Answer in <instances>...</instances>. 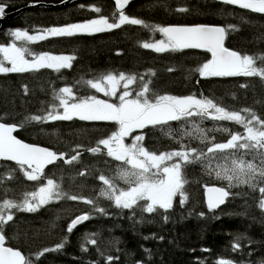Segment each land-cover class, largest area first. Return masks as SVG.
<instances>
[{
	"label": "snow or ice",
	"instance_id": "6c2138e0",
	"mask_svg": "<svg viewBox=\"0 0 264 264\" xmlns=\"http://www.w3.org/2000/svg\"><path fill=\"white\" fill-rule=\"evenodd\" d=\"M217 2L264 15V0ZM114 4L115 11L110 16L102 14L101 7L89 5L90 10L98 14L94 18L33 29L31 33L27 28L8 30L6 35L10 39L7 43H0V74L33 73L41 69L59 72L61 69H70L75 56L53 54L50 51L36 52L28 45L47 41L49 38L91 36L111 32L123 25H138L150 32H158L162 37L141 43L143 49H150L155 53L202 50L210 54L192 69L200 78L255 77L264 82V52L247 54L225 47L226 36L230 31L238 30L236 25L149 23L126 14L125 5L129 4V0H114ZM8 7V0H0V18H3ZM80 7L83 8L84 5ZM175 11L183 13L189 9L178 7ZM240 20L242 23L247 22L243 17ZM173 70L172 67L167 69L168 72ZM155 75L153 69L143 73L108 70L89 79L81 77L72 84L66 83L59 88L50 86L51 99L47 107L40 110L41 114L25 115L19 122L14 118L9 120L0 116V161L14 162V166L0 174V185H5V198L0 199V264H40V258L45 253L60 251L68 241L65 235L52 247L26 253L16 245V236L10 237L7 231L15 212L34 213L45 205L65 200L82 202L90 210L76 214L67 221L64 231L68 234L93 215H108L107 207L129 210L133 215L139 209L142 213L162 215L166 222V213L173 209L175 198L178 197L179 206L184 207L188 199L185 187L188 184L187 169L196 165L222 185H204L209 213L215 214L218 209L223 211L220 206L229 197L242 194L247 196V192L232 191L246 187L252 193L258 192L256 207L264 215V114H258L251 107L235 109L222 106L216 98L203 93L162 94L153 83ZM132 85L135 87H130ZM247 86L239 85L240 88ZM21 87L27 95V85ZM82 87L94 92L81 95L79 92ZM97 94H101L103 98ZM74 120L107 122L110 125V131L97 139L95 146L85 149L93 156L103 158L102 162L108 168L107 174L99 168L89 171L88 166L75 174L86 179L87 175L94 173V179L100 182L95 196L67 191L62 186V176L57 177L55 172L45 171L49 165L54 168L60 165H79L81 152L78 149L83 145L77 144L70 152H65L26 143L13 134L26 124L42 125ZM205 120L214 122V126L202 127ZM171 122H176L178 127L173 129ZM216 122H231L242 131L217 125ZM158 126L165 130L166 136L174 140L177 148L157 151L145 146L146 136ZM216 132L226 134V138L217 142L214 135ZM192 141L198 142L196 146H193ZM17 172L24 180L35 182V187L21 192L19 198H7V193L12 189L6 186V182L15 180ZM102 201H106L107 205H102ZM197 215L203 217L205 213L201 211ZM96 236V233L86 234L85 243L80 245L81 251H88L85 244L97 245ZM242 241L248 245L254 244L250 237L235 235L231 243L233 252H242ZM96 251L105 264H113L119 259L101 252L98 247ZM144 251L149 252L147 249ZM203 251L207 252L209 249ZM246 255L251 257L253 252L248 251ZM135 264L143 262L136 261ZM216 264H253V261L219 258ZM255 264H264V256L257 259Z\"/></svg>",
	"mask_w": 264,
	"mask_h": 264
},
{
	"label": "trees",
	"instance_id": "16d2710c",
	"mask_svg": "<svg viewBox=\"0 0 264 264\" xmlns=\"http://www.w3.org/2000/svg\"><path fill=\"white\" fill-rule=\"evenodd\" d=\"M8 3L7 12L22 11L0 31V43H7L10 39L6 35L7 31L17 27L27 28L31 33L33 29L94 18L98 14L92 12L89 5L101 7L104 15L110 16L115 11L112 0H74L67 4H63L61 0H8ZM80 5L84 7L81 8ZM178 7H187L189 11L177 12L175 9ZM125 12L146 22L161 25L234 24L238 30L230 31L226 36L227 47L247 54L264 52V15L236 9L234 6H224L217 0H134ZM241 17L247 22L242 23ZM161 38L158 32H150L141 26L123 25L111 32L49 38L47 41L30 44L28 47L36 52L50 51L53 54L75 56L73 66L59 72L41 69L33 73L0 74V116L9 120L14 118L19 122L25 115L41 114L40 110L46 108L51 99V87L72 84L81 77L89 79L108 70L143 73L148 69L155 71L153 83L162 94L203 93L216 98L222 106L235 109L251 107L258 114H264V82L259 78H200L192 69L208 58L209 54L201 50L155 53L140 46L143 42ZM169 67L174 70L168 72ZM240 84L248 86L240 88ZM22 85H27V95L24 94ZM130 87L134 88L135 85ZM91 91L82 87L79 94ZM216 124L242 131L231 122ZM213 126L214 122L210 120H205L202 124L204 128ZM171 127L175 129L178 125L171 122ZM109 131L110 125L107 122L74 120L42 125L26 124L17 134L29 143L47 146L53 150L70 152L77 144L83 145L78 149L81 152L79 165H60L55 168L50 165L45 171L55 172L57 177L62 176V186L67 191L95 196L100 182L94 179V173L87 175L86 179L75 174L85 166H88L89 171L99 168L107 174L108 168L103 164V158L93 156L85 149L95 146V141ZM214 135L217 142L226 138V134L221 132ZM192 143L196 146L198 142ZM145 146L157 151L178 147L159 126L146 136ZM11 166L14 163L3 162L0 174ZM15 175V180L6 182V186L12 189L7 193V198H19L21 192L33 190L35 187V182L24 180L19 172ZM186 175L188 199L184 207L179 206L178 197L174 199L173 209L166 213V222L162 215L142 213L139 209L133 215L129 210L107 207L108 215H93L68 234L64 231L67 221L90 209L82 202L65 200L45 205L34 213L15 212L13 221L9 222L11 227L7 231L10 237L16 236V245L22 247L26 253L52 247L67 235L68 241L64 247L60 251L45 253L40 258V264H105L97 254V247L101 252L119 258L113 264H135L136 261H142L143 264H216L219 258L236 261L251 259L255 264L257 259L264 256V215L256 207L255 198L259 196L258 192L252 193L246 187L232 189L233 192H247L248 195L229 197L220 207L223 211L218 209L213 214L206 207L204 185H221V182L206 175L199 165L189 167ZM4 186L0 185V199L5 198ZM102 205L106 206L107 202L102 201ZM201 211L205 213L203 217L197 215ZM89 233L97 234L98 243L95 246L85 244L88 251L83 252L80 245L85 243L84 237ZM238 234L250 237L254 244L248 245L242 241V252H233L231 243ZM145 249L149 252H145ZM248 251L253 252L251 257L246 255Z\"/></svg>",
	"mask_w": 264,
	"mask_h": 264
},
{
	"label": "water",
	"instance_id": "95a60500",
	"mask_svg": "<svg viewBox=\"0 0 264 264\" xmlns=\"http://www.w3.org/2000/svg\"><path fill=\"white\" fill-rule=\"evenodd\" d=\"M72 1H74V0H66L65 2H63V4H67V3H70V2H72ZM114 1V0H113ZM134 0H129V4L131 3V2H133ZM128 4V5H129ZM128 5H125V8H127V6ZM22 11V9L21 10H16V11H10V12H7L6 10H5V15L3 16V18H0V31L1 30H3L4 28H5V26H6V24H7V22L9 21V20H11L12 18H14L15 16H17L20 12ZM226 47V46H225ZM19 130V129H18ZM17 133V132H16ZM16 133H13L14 135H16L17 136V134ZM17 138H19V139H21L20 137H18L17 136ZM23 140V139H22ZM25 141V140H24ZM26 143H29V142H27V141H25ZM1 162L2 161H0V164H1ZM14 163V162H13ZM50 166V165H49ZM49 166H47V167H49ZM46 167V168H47ZM211 185H215V186H221V185H217V184H210L209 186H211ZM203 195H204V200H205V193L203 192ZM227 202V201H226ZM223 205H221L220 207H222Z\"/></svg>",
	"mask_w": 264,
	"mask_h": 264
},
{
	"label": "rangeland",
	"instance_id": "374dc122",
	"mask_svg": "<svg viewBox=\"0 0 264 264\" xmlns=\"http://www.w3.org/2000/svg\"><path fill=\"white\" fill-rule=\"evenodd\" d=\"M5 29V28H4ZM247 51V50H246ZM210 55V54H209ZM91 92H94V90H92ZM97 95H101V94H97ZM101 98H103L102 97V95H101ZM126 142H129L128 140H126Z\"/></svg>",
	"mask_w": 264,
	"mask_h": 264
}]
</instances>
